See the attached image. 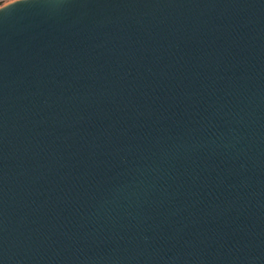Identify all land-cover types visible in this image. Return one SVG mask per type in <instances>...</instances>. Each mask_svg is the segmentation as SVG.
<instances>
[{
	"label": "water",
	"instance_id": "obj_1",
	"mask_svg": "<svg viewBox=\"0 0 264 264\" xmlns=\"http://www.w3.org/2000/svg\"><path fill=\"white\" fill-rule=\"evenodd\" d=\"M0 264H264V0L0 5Z\"/></svg>",
	"mask_w": 264,
	"mask_h": 264
},
{
	"label": "built area",
	"instance_id": "obj_2",
	"mask_svg": "<svg viewBox=\"0 0 264 264\" xmlns=\"http://www.w3.org/2000/svg\"><path fill=\"white\" fill-rule=\"evenodd\" d=\"M8 1H10V0H0V5L6 3V2H8Z\"/></svg>",
	"mask_w": 264,
	"mask_h": 264
}]
</instances>
